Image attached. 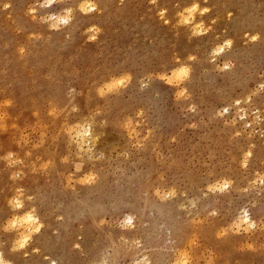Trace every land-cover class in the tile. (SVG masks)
<instances>
[{"label":"rangeland","instance_id":"rangeland-1","mask_svg":"<svg viewBox=\"0 0 264 264\" xmlns=\"http://www.w3.org/2000/svg\"><path fill=\"white\" fill-rule=\"evenodd\" d=\"M87 1L0 0L3 263L264 264V0Z\"/></svg>","mask_w":264,"mask_h":264},{"label":"bare ground","instance_id":"bare-ground-1","mask_svg":"<svg viewBox=\"0 0 264 264\" xmlns=\"http://www.w3.org/2000/svg\"><path fill=\"white\" fill-rule=\"evenodd\" d=\"M80 1H81V2H84V4L87 5V8H88V9H92V10H93V6H92L91 4H89V2H88L87 0H80ZM80 4H81V3H80ZM83 6H84V5H83ZM190 7H191V6H190ZM85 8H86V7H85ZM191 8H192V7H191ZM194 9H195V6H194ZM162 11H163V10H162ZM185 19H186V18H185ZM61 20H63L62 22H64V23L67 22L66 19H61ZM195 26H196V25H195ZM197 27H198V25H197ZM197 27H196V28H197ZM197 30H198V28H197ZM199 30H200V28H199ZM192 31H193V30H192ZM228 45H229L228 42H225V43L223 42L221 45H218L217 48H216V45H214L215 48H216V49L213 51V52H214V55H215V56H217V55L220 56V54H222V53L224 52L225 48H227ZM221 49H223V51H221ZM226 65H227V64H226ZM177 68H178V67H177ZM181 69H182V68H181ZM181 69H180V70H181ZM183 69H184V68H183ZM177 70H178V69H177ZM183 73H185L184 70H183ZM107 84H108V83H107ZM175 84H176V83H175ZM176 85H177V84H176ZM110 87H111V84H110ZM106 88H107V87H106ZM87 131H88V130H87ZM87 131H85V132L88 133ZM81 134H82V133H81ZM248 154H249V153H248ZM22 214H23V213H22ZM22 217H24V214L22 215ZM26 221L28 222L29 225L26 224L27 226L25 225L26 227H24V228L21 227V228H23V231H22V230H21L22 232L20 231L21 233L18 235V237H19V236H20V237L17 238V240H20L19 243H20L21 246L25 245V244L30 240L29 238H30L32 232L34 231V229L38 228V225H36L35 222H34V221H35V216H34V215H32V214H26V215H25V220H24V222H26ZM235 221H236V220H235ZM16 222H17V220H16L15 218L12 219V223H13V224H15ZM12 223H10V225H11ZM20 224H21V223H20ZM18 225H19V223H18ZM21 225H23V224H21ZM21 225H20V226H21ZM236 225H237V227L243 226L244 229H245L246 227H248V228L253 227L254 222L250 219L249 216L244 215L243 217H241V218L238 220V222H237ZM15 226H17V224H16ZM15 226H14V227H15ZM234 227H235V226H234ZM237 227H236V228H237ZM248 228L245 229V230L248 231ZM18 229H19V228H18ZM238 229H239V228H237V230H238ZM244 229H243V230H244ZM235 230H236V229H235ZM240 230H241V229H240ZM233 232H234V231H233ZM236 232H238V231H236ZM244 232H245V231H244ZM17 233H19V231H18ZM17 233H16V234H17ZM13 239H14V238H13ZM13 239H12V240H13ZM17 240H16V241H13V243H14V242L17 243V242H18ZM19 243H18V244H19ZM13 245H14V244H13ZM176 249H177V248H176ZM178 256H179V253H178ZM178 256H177V257H178ZM183 256H185V255L182 254L181 257H183ZM2 257H3V256H2L1 253H0V264H4L3 261H2ZM186 257H187V256H186ZM174 258H175V257H174ZM175 259H176V258H175ZM178 259H179V258H178ZM183 259H185V258H183ZM176 261L179 262L180 259H179V260L176 259ZM176 261H175V262H176ZM181 261H182V260H181ZM184 261H187V260L185 259ZM188 261H189V260H188ZM173 262H174V260H173ZM179 263H180V262H179ZM183 263H185V262H182V264H183ZM172 264H173V263H172Z\"/></svg>","mask_w":264,"mask_h":264},{"label":"clouds","instance_id":"clouds-1","mask_svg":"<svg viewBox=\"0 0 264 264\" xmlns=\"http://www.w3.org/2000/svg\"><path fill=\"white\" fill-rule=\"evenodd\" d=\"M205 11H207V9H205ZM221 51H223V49H221Z\"/></svg>","mask_w":264,"mask_h":264}]
</instances>
